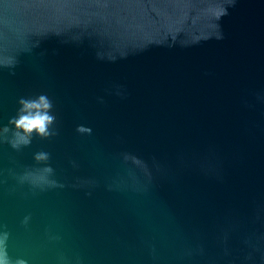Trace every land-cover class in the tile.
<instances>
[{
	"label": "water",
	"instance_id": "95a60500",
	"mask_svg": "<svg viewBox=\"0 0 264 264\" xmlns=\"http://www.w3.org/2000/svg\"><path fill=\"white\" fill-rule=\"evenodd\" d=\"M0 264H264V0H0Z\"/></svg>",
	"mask_w": 264,
	"mask_h": 264
}]
</instances>
